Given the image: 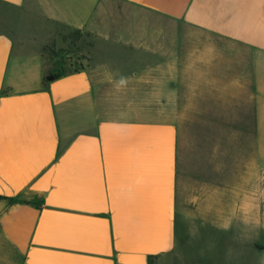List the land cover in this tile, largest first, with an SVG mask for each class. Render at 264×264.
Masks as SVG:
<instances>
[{"label":"crops","instance_id":"obj_1","mask_svg":"<svg viewBox=\"0 0 264 264\" xmlns=\"http://www.w3.org/2000/svg\"><path fill=\"white\" fill-rule=\"evenodd\" d=\"M57 25L90 42L46 81ZM216 78L264 96V0H0V264L166 262L178 127L150 98Z\"/></svg>","mask_w":264,"mask_h":264},{"label":"rangeland","instance_id":"obj_2","mask_svg":"<svg viewBox=\"0 0 264 264\" xmlns=\"http://www.w3.org/2000/svg\"><path fill=\"white\" fill-rule=\"evenodd\" d=\"M159 23L182 30L184 45L207 39L189 27ZM89 40L57 25L42 49L47 74L79 69ZM244 56L249 62L251 53ZM202 81L185 85L177 98H150V107L178 127L177 248L163 264H264V96H252L250 85H223L222 78ZM255 237L261 238L255 252L233 243ZM209 240L216 242L211 251Z\"/></svg>","mask_w":264,"mask_h":264},{"label":"trees","instance_id":"obj_3","mask_svg":"<svg viewBox=\"0 0 264 264\" xmlns=\"http://www.w3.org/2000/svg\"><path fill=\"white\" fill-rule=\"evenodd\" d=\"M77 32L80 33L79 31H77ZM61 74L62 73H56V74H53V75H47L45 79H46V81H53V80L58 79L61 76ZM0 199H5V198L0 197Z\"/></svg>","mask_w":264,"mask_h":264}]
</instances>
